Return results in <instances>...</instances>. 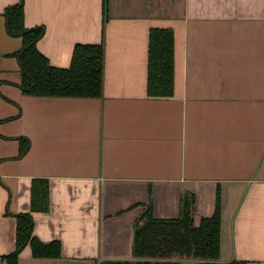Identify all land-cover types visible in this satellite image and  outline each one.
Masks as SVG:
<instances>
[{
	"label": "crops",
	"instance_id": "0c3cea01",
	"mask_svg": "<svg viewBox=\"0 0 264 264\" xmlns=\"http://www.w3.org/2000/svg\"><path fill=\"white\" fill-rule=\"evenodd\" d=\"M19 2L0 0V264L37 179L50 202L33 214L34 236L62 255L27 247L18 264L133 261L146 205L177 219L186 193L196 227L220 204V263L264 264V0H107L106 11L105 0H25V25L45 28L38 48L54 67L68 68L77 44L104 46L96 99L23 94L22 39L4 17ZM152 29L174 33L170 98L147 93Z\"/></svg>",
	"mask_w": 264,
	"mask_h": 264
},
{
	"label": "trees",
	"instance_id": "16d2710c",
	"mask_svg": "<svg viewBox=\"0 0 264 264\" xmlns=\"http://www.w3.org/2000/svg\"><path fill=\"white\" fill-rule=\"evenodd\" d=\"M107 0H105V11ZM4 17L10 36L21 38L22 47L14 54L21 71L20 89L23 94L48 98H100L104 84V46L77 44L68 68H57L39 50L45 28H27L25 0L6 8ZM174 33L170 29H152L149 34L147 93L152 98H170L174 94L175 61ZM29 149V141H21V156ZM49 184L33 181L30 213L16 216V247L3 256L8 264H18L20 254L30 247L40 259H58L62 255L59 241L43 243L34 236V213L49 210ZM196 199L186 193L177 219H157L149 202L134 223L133 261H112L103 264H181L184 260L199 264L220 263L221 211L217 201L214 214L194 224ZM226 264H243L231 262Z\"/></svg>",
	"mask_w": 264,
	"mask_h": 264
}]
</instances>
